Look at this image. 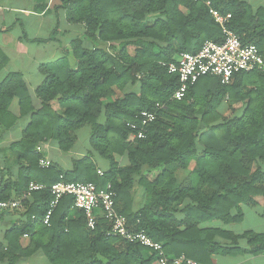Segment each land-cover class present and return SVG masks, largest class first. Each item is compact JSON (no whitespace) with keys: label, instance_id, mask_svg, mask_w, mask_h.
Here are the masks:
<instances>
[{"label":"trees","instance_id":"trees-1","mask_svg":"<svg viewBox=\"0 0 264 264\" xmlns=\"http://www.w3.org/2000/svg\"><path fill=\"white\" fill-rule=\"evenodd\" d=\"M29 1L32 12H47L49 0ZM57 2L55 12L62 10L68 23L82 26V35L69 44L76 66H70L67 51L39 67L44 79L34 91L38 107L19 72H9L0 81V130L12 128L21 117L29 118L21 138L9 145L19 166L16 179L0 169V201L20 197L30 181L45 185L22 202L24 220L5 233L0 262L19 264L21 258L36 253L51 264L158 261L156 252L107 235L109 222L100 214L90 229L69 195L61 197L49 224H44L52 198L49 187L58 181L92 182L98 191L110 184L116 209L128 227L145 231L162 244L168 257L183 255L196 264H211L213 255L264 253V234H233L204 226L213 221L238 222L241 205H255L264 198V4L253 7L246 0ZM209 8L230 14L227 26L242 45L257 47L263 67L237 72L229 84L214 76L201 77L188 87L184 98L174 100L178 77L168 73L166 65L181 52H198L205 40H224ZM18 21L17 17L12 26ZM57 28L58 21L49 37L29 38L22 26L21 39L48 41L54 39ZM130 45L135 47L133 54L128 51ZM7 61L0 49V71ZM128 87L132 89L125 91ZM14 98L18 115L9 110ZM54 100L57 110L51 103ZM224 102H241V113L222 119L219 109ZM157 103L161 107L145 136L131 139L128 124L141 110ZM82 128L88 130L90 149L74 162L72 170L53 162L49 167L39 166L44 154L36 150L38 145L52 140L60 150L68 151ZM94 155L108 160L102 176ZM120 158L127 162L121 164ZM177 169L189 172L179 179ZM135 184L145 189V200L133 210ZM177 211L183 219L176 217ZM24 234L25 245L21 242ZM239 238L246 240L247 249L235 246ZM219 239H229L233 246L222 245Z\"/></svg>","mask_w":264,"mask_h":264},{"label":"crops","instance_id":"crops-1","mask_svg":"<svg viewBox=\"0 0 264 264\" xmlns=\"http://www.w3.org/2000/svg\"><path fill=\"white\" fill-rule=\"evenodd\" d=\"M51 3H52V0H49L48 5H47L48 10L44 14L43 13L38 14V13L32 12L30 9H27V7L17 9L11 6L5 7V12H0V20L6 19V17L8 16L7 12L12 10V11H15L16 13L25 15L28 19H30L33 22H35V20H41L44 18L49 20L50 17L54 18L56 13H59V12L63 14V20L60 22L58 21L57 33L55 34L54 39L44 41V42H32V41L21 39V33L19 34L15 32L14 30L16 27L12 26L17 15L13 17L11 24H8L6 26H0V49L2 50V52L6 55L8 59L5 68H3L0 71V81L9 72H13V71L19 72L22 75L31 95L33 96V103L36 107L40 105V102L38 99L34 97V91L38 86L41 85L44 79V74H42L39 71V67L42 64L55 61L56 59L61 57L62 56L61 49L64 48L65 50H67L70 42L76 38H79L83 32L82 26L80 24H71L65 20L64 13L62 12V10H57V12L53 10V6L57 4L58 2H56L54 5H51ZM28 5H31L30 1ZM260 5H263V4H260ZM260 5H256V6L252 5V6L258 7ZM153 18L154 17H152V19ZM56 22L52 24L51 22L50 24L47 23L48 29L46 30V33H45L46 36L30 37V38L49 37V35L51 34V31L55 28ZM10 27H12L10 30L5 31V29L10 28ZM38 27H39V24H38ZM29 44L36 46L33 49L31 48V50H34L35 53L36 51H38L39 53H47V54L45 56H41L43 58L40 59L37 63L34 61L32 63L33 67H31V65H28L27 68H24L25 70L21 68H13V69L10 68V64L13 62V59L15 58L18 60L23 59V56L28 53V49L30 48ZM134 49L135 47L130 45L128 47L129 53L133 54ZM69 62H70L71 67L76 66V61L72 54H70L69 56ZM15 64H16V61H15ZM29 70H32V71L29 72ZM131 89H132L131 87H128L125 91L131 90ZM117 94L120 95V93H117ZM51 103H52L53 108L57 110L58 107L56 105V101L54 100ZM9 110L11 111V113L18 115V102L16 98L12 100ZM241 111H242L241 102H234V103H231L230 105H228L227 102H224L222 107L219 109V113L222 119H228V118L237 116L241 113ZM28 121H29V118L27 116L21 117L19 118L18 122L12 128L4 130V131L0 130V169L5 172L6 177H10L11 179H16L19 166L17 165L16 155L14 152L10 150L9 145L10 143L21 138L22 130L27 125ZM79 131H77L76 139H77V135ZM40 146H41V151L44 154V157L51 160V162L55 163L63 170H72L74 167V162L86 156L88 150L90 149L89 133H88V138H87V147H85L84 150H80V152L78 153V155H80L79 158L75 159L73 162H71L69 166H65L64 168H62V165H63L62 158L60 157L55 158L51 156L52 155L51 150L53 146L57 147L54 141L50 140L46 143H42ZM100 158L101 156H98V155L93 156V160L97 166V170H102L105 173L108 169V160L105 158L107 162V167L105 170H103L96 163V161ZM119 161L121 164H125L127 162L126 159L124 158H120ZM188 172H189L188 169L186 170L177 169L176 175L179 179H183L184 177H186ZM131 195L133 199V202H132L133 210L139 209L143 205V202L145 200V189L142 186L135 184L131 190ZM11 198H17V197L13 195V197ZM258 201L259 203L255 205H241L240 210H241L242 218L238 222L222 223L219 221H213L210 223H206L204 226L219 227L223 230L232 232L233 234H240L245 231H252V232L264 234V198L258 199ZM181 207L182 206H179L178 209H181ZM234 214H236V212H234ZM175 215L180 220L184 218L183 213L180 211H177ZM23 220H24V216H23V212L21 208L0 210V243L1 244L4 245L6 243L5 233L9 229H11L13 225L19 224L23 222ZM219 240L222 245L233 246V244H231V240L229 239H219ZM21 242L25 245L27 242V238H22ZM235 246H239L240 248H243V249L248 248L246 240L242 238L237 239ZM0 264H6V262H0ZM19 264H51V263L41 253H36L30 257L21 258L19 260ZM155 264H158V262H156ZM211 264H264V253L259 254V255L237 254L234 256L213 255L211 256Z\"/></svg>","mask_w":264,"mask_h":264},{"label":"built area","instance_id":"built-area-1","mask_svg":"<svg viewBox=\"0 0 264 264\" xmlns=\"http://www.w3.org/2000/svg\"><path fill=\"white\" fill-rule=\"evenodd\" d=\"M205 4L209 5V1H205ZM209 13L219 24L224 40L220 43L205 40L198 52H181L176 61L166 65L168 73L176 74L178 77V85L171 97L174 100L184 98L188 87L201 77L214 76L219 78L222 84H229L235 73L263 67V59L258 53L257 47L254 44L242 45L239 37L227 26L230 14H221L213 8H209ZM160 107L161 105L157 103L154 108L141 110L135 115V120L128 124L131 129V139H140L145 136L147 127L155 120L156 112ZM36 150L41 151V146L38 145ZM38 163L43 168L52 164L51 160L46 157H41ZM97 173L102 176L104 172L97 170ZM44 188L45 185L30 181L20 197L1 200L0 210L20 209L22 202L28 199L32 192ZM49 191L52 198L43 218V223L46 225L49 224V218L61 197L69 195L73 198L72 206L83 211L86 224L90 229L95 227L96 217L100 214L109 222L107 235L119 236L156 252L158 264H196L183 255L179 257L166 256L162 244L152 240L145 231L131 230L125 216L116 209L115 194L110 184H107L104 191H98L92 182L58 181L49 187ZM23 238H26L25 234Z\"/></svg>","mask_w":264,"mask_h":264},{"label":"rangeland","instance_id":"rangeland-1","mask_svg":"<svg viewBox=\"0 0 264 264\" xmlns=\"http://www.w3.org/2000/svg\"><path fill=\"white\" fill-rule=\"evenodd\" d=\"M250 4L256 6V5H260V4H264V0H247ZM57 2V0H52L51 5H54ZM29 4V0H0V12H5V7H14V8H24L27 7V9H30L31 5ZM8 16L6 17V19H1L0 20V26H6L8 24H11L13 17L15 15L16 18H19V23L15 25V32L17 33H21V27L23 26L25 28V30L27 31L26 34L27 36L30 37H42V36H46V30L48 29L47 27V23L51 24L55 23L56 20L57 21H62L63 20V14L62 13H56L54 18H51L49 20H47L46 18L41 19V20H35V22L31 21L30 19H28L25 15H22L20 13H16L15 11H9L7 12ZM39 24V27H38ZM16 34V33H14ZM29 49H28V53L26 55L23 56V59H13V62L10 64V68H21L23 70H25L24 68H27L28 65H31V67H33L32 63L35 61L36 63L42 59L43 57L41 56H45L47 53H39L38 51H36V53L34 52V50H31V48H35V45L29 44ZM68 51V61H69V56L70 54H72V51L69 49V47L67 48V50H65L64 48L61 49V55H63L65 52ZM71 51V52H70ZM50 53V52H48ZM73 55V54H72ZM47 57V56H46ZM50 58V57H48ZM75 59V58H74ZM12 61V60H11ZM16 61V64H15ZM70 64V62H69ZM17 66V67H16ZM32 70H29V72ZM81 134V135H80ZM87 138H88V130L87 128H83L78 132L77 135V139L73 145V147L69 150V151H62L60 149H58L56 146H53L51 152H52V157L55 158H62L63 159V165L62 168H64L65 166H69L71 164V162H73L75 159L79 158L80 155H78V153L80 152V150H84L85 147H87ZM97 165L101 167V169L105 170L107 167V162L106 159L104 157H101L100 159H98L96 161Z\"/></svg>","mask_w":264,"mask_h":264},{"label":"water","instance_id":"water-1","mask_svg":"<svg viewBox=\"0 0 264 264\" xmlns=\"http://www.w3.org/2000/svg\"><path fill=\"white\" fill-rule=\"evenodd\" d=\"M1 180H2V179H1V174H0V183H1Z\"/></svg>","mask_w":264,"mask_h":264}]
</instances>
